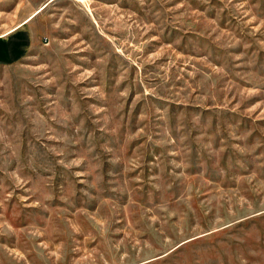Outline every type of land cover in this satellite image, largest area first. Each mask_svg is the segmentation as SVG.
Segmentation results:
<instances>
[{
  "label": "rangeland",
  "instance_id": "1",
  "mask_svg": "<svg viewBox=\"0 0 264 264\" xmlns=\"http://www.w3.org/2000/svg\"><path fill=\"white\" fill-rule=\"evenodd\" d=\"M19 3L0 264H264V0Z\"/></svg>",
  "mask_w": 264,
  "mask_h": 264
},
{
  "label": "crops",
  "instance_id": "2",
  "mask_svg": "<svg viewBox=\"0 0 264 264\" xmlns=\"http://www.w3.org/2000/svg\"><path fill=\"white\" fill-rule=\"evenodd\" d=\"M31 7L19 0H0V63H13L24 58L33 45L35 27Z\"/></svg>",
  "mask_w": 264,
  "mask_h": 264
}]
</instances>
